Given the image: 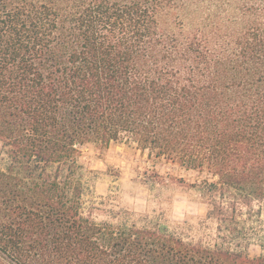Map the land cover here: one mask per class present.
Returning <instances> with one entry per match:
<instances>
[{
	"label": "trees",
	"instance_id": "16d2710c",
	"mask_svg": "<svg viewBox=\"0 0 264 264\" xmlns=\"http://www.w3.org/2000/svg\"><path fill=\"white\" fill-rule=\"evenodd\" d=\"M119 140L206 175L214 242L97 219L82 148ZM0 142V264H264V0H0Z\"/></svg>",
	"mask_w": 264,
	"mask_h": 264
},
{
	"label": "rangeland",
	"instance_id": "374dc122",
	"mask_svg": "<svg viewBox=\"0 0 264 264\" xmlns=\"http://www.w3.org/2000/svg\"><path fill=\"white\" fill-rule=\"evenodd\" d=\"M82 151L84 200L87 207L103 208L104 211L96 210L98 220L111 219V211L126 210L131 220L139 224L148 216L187 239L214 242L217 224L205 218L201 193L190 186L200 182L205 174L150 155L149 149L132 140L111 141L108 146L89 144ZM5 164L0 142V167ZM262 219L255 223L258 229L262 228L261 239L252 240L248 247L252 257L264 255V213Z\"/></svg>",
	"mask_w": 264,
	"mask_h": 264
}]
</instances>
